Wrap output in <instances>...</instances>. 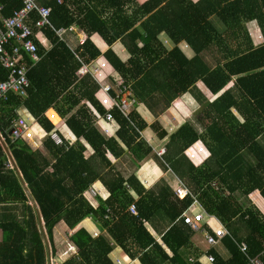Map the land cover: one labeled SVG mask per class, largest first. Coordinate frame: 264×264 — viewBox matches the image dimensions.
Listing matches in <instances>:
<instances>
[{"label":"trees","instance_id":"1","mask_svg":"<svg viewBox=\"0 0 264 264\" xmlns=\"http://www.w3.org/2000/svg\"><path fill=\"white\" fill-rule=\"evenodd\" d=\"M36 2L50 8V26L40 28V32L52 46L43 52L34 38L40 59L32 64L24 55V63L31 67L26 95L11 93L6 101H0V135L15 165H8L0 143V264H47V251L31 200L39 209L51 256L55 253L53 229L60 221L69 232L90 216L105 232L92 237L79 228L68 234L75 252L59 264H112L108 257L112 249L109 237L140 264H188L186 247L193 233L180 215L190 205L189 198H175L173 202L171 189L161 180L134 202L137 216L127 209L133 202L127 187H136V183L133 176H122L107 152L114 158L126 154L136 167L149 157H158L140 138L138 131L146 123L134 111L125 117L112 110L116 137L125 150L96 127L86 102L100 115L105 113L93 95L98 85L88 75L77 84L75 75L80 66L78 59L86 63L101 55L89 40L91 33H97L108 45L118 38L122 41L130 55L126 62L112 56L109 50L102 55L131 82L135 102H144L153 113L156 114L154 107L159 105V98L163 101L158 109L161 112L177 96L193 89L201 110L195 114L193 124L184 122L169 136L166 154L162 156L164 165L185 180L204 211L217 217L227 230L229 235L220 239L227 259L212 248L207 251L213 255L214 264H248L246 255L238 249L240 242L247 245L249 257H258L264 264V216L246 201L255 189L264 198V175H258L264 170V0ZM0 3L2 17L21 7L20 0ZM127 6H131L130 14ZM109 9L125 33L107 26L105 12ZM36 18L32 12L31 19ZM250 20L256 21L261 32L263 41L259 45H253L246 29ZM75 23L87 39L71 51L54 30ZM136 23L139 24L135 26ZM160 33L173 43L170 50L160 43ZM181 41L191 48L190 58L177 46ZM7 75L8 71L0 65V81ZM198 82L211 95L233 83L208 101L196 86ZM62 98L64 105L59 107ZM20 106L47 133L53 125L45 112L54 108L65 118L76 141L57 146L44 136V152L31 149L24 141H11L8 132ZM198 140L209 156L192 165L184 150ZM85 145L91 152L87 153ZM95 181H100L109 195L104 201L97 197V207L92 209L82 194ZM235 192L243 196L244 202L238 201ZM145 222L160 232L163 245L145 229Z\"/></svg>","mask_w":264,"mask_h":264},{"label":"crops","instance_id":"2","mask_svg":"<svg viewBox=\"0 0 264 264\" xmlns=\"http://www.w3.org/2000/svg\"><path fill=\"white\" fill-rule=\"evenodd\" d=\"M68 1L70 3H72V2H75V3L92 2V3H95V2H101V1H116V0H68ZM118 1H120V2L122 1L124 3H129L130 0H118ZM134 1L137 4H144L147 0H134ZM189 1L193 3V2H197L198 0H189ZM61 2H62V0L59 3H61ZM125 8L127 9V12L130 14L132 11L131 6H127ZM105 13L107 16V26L109 28L113 29V31L125 33V32L120 31V28L117 25L116 19L111 17L110 14L112 13V10L109 9ZM145 18H146V16L141 17V20H143ZM138 24L139 23H136L135 26H137ZM69 26H73V30L65 32V34L63 35V42L68 46V48L71 51H74L78 46H81V45H79V42H78L79 38H85V40H86L87 36L76 23L71 24ZM245 26H246V29H247V31H248L251 39H252L253 45L255 46V45L261 44L263 41V38L261 36V32L259 30V27H258L256 21L250 20L245 24ZM68 27H60L59 29L68 28ZM32 30L34 33V37L38 40L39 45L42 48L43 52L48 51L52 46L51 43L46 39V37L37 28L33 27ZM257 36H260V40H259V42L255 43V39L258 40ZM158 39L166 50H170L174 46L173 43L170 41V39L164 33H160L158 36ZM89 40L99 50V52L101 53L100 56H103L102 53H104L106 50H109L112 53V56L114 55V57H116L121 62H126V60L130 56L127 49L125 48L124 44L122 43V41L119 38L116 39L115 41H113L111 43V45H108L97 33H91V35L89 36ZM137 43H138V46H141V42L137 41ZM177 46L179 47L181 52L187 58H190L191 56H193V52H192L191 48H189V46L184 41L179 42ZM82 77H77V80H76L77 84L79 83L78 81ZM94 82L96 83V81H94ZM128 82H130V81H128ZM198 83H200V82H198ZM198 83L196 84V86L198 87L199 91L206 97V99L208 101H211L216 96H218L220 93H222L224 90L230 88L232 86L233 82H229L226 85V87L216 95H211L202 83H200V84H202V86H198ZM96 85H98V84L96 83ZM130 85H131V82H130ZM93 95H94V98L96 99V101L98 102V104L100 105L99 98L102 96V93L99 92V85H98V89L94 92ZM146 100H148V99H146ZM148 102H149V105H151V102L149 100H148ZM162 103H163V101L161 100V98H159V105L157 107L156 106L154 107L155 108L154 110L156 112V114H155L150 109H148V106L144 102H135V100H134L131 107H130V111H129V112L134 111L135 113H137V115L146 123L145 128L142 129L141 131H138V134H139L140 138L142 140H144V142H147V144L152 148V151L155 155H156V153H155L156 149H158L160 147H164L166 149L167 144H168V140H169V136L171 134H173L180 127V125H182L184 122H190L193 124V120H195L194 119L195 114L199 110H201L199 103L195 100V97L193 96V89L187 91L186 93H183V94L177 96L175 99H173L171 101L170 105L165 110L159 112L158 109H159V107L162 106ZM86 104L89 106V109H90V107L93 108V106H91L88 102H86ZM102 108L104 109V107H102ZM25 111L27 112V110L25 108H22L20 106L17 110L18 116L22 115ZM51 112L55 113L56 117H54V119L48 120V121L52 123L53 128H56V130L60 134L63 142H67L68 144H73L76 141V137L73 135V133L66 126L65 118L60 117L54 108L47 109L45 112V116H46V114H49ZM232 112L236 116H238L240 120H242L241 116L238 115V113L235 112L234 109ZM96 120L97 119L95 117V124H96V127L98 128L99 132L104 137L111 138L112 141L117 142L119 147L122 150H125L126 149L125 145L116 137L117 124H116L115 128L112 130L111 134L106 135L102 131L101 122H98ZM36 123H37V125H36V127L33 128V133H35L36 136L37 135L41 136V134L45 131L37 121H36ZM38 127L42 131H40ZM0 139L2 142H4L1 135H0ZM42 139L40 140V142L38 143L39 145H37V146H35L33 144V142H35V140L24 141V142H26L29 146H31V149H33V150L37 149V150L44 152L43 148H42ZM80 141L82 142V140H80ZM259 141L263 142L262 139H259ZM201 142H202L201 140H198V141H196L195 144L196 145H198V144L203 145ZM82 143L85 144V142H82ZM85 148L87 149L86 150L87 153L91 152L90 149L86 145H85ZM107 157L115 165V167L118 169V171L122 174V176L124 178H128L130 176H133L134 181L136 183V187H133V186L131 187V186L127 185L128 186L127 189H128V192H129V194L133 200L132 204H134V205H135L134 202H136L144 194L145 191H148L149 189H153L155 184H157L161 180L164 181V183L171 189V194H172L171 196L172 197H170V199L171 200L173 199V202H176L175 198H177L174 195V188L178 186L179 182L184 184L190 190L191 194L193 195V190L188 186V184L185 182V180L176 176L169 169L168 166L166 167L164 165V159L163 158H159L158 156H157L158 158L149 157L148 159H146L142 163H140L138 165V167H136L133 165L130 158L126 154L125 155L123 154V155L119 156L118 158H114L110 153L107 152ZM125 160H127V161H125ZM127 162L133 166L132 170H130L131 168H129L128 165H127V167H125ZM189 162L193 165V163L191 161H189ZM194 164L198 165V163H194ZM259 174L264 175V170H263V172L259 171L258 175ZM97 182H99V186H97ZM88 189H93L95 191V196L88 195V194H82V195H83L84 199L87 201V203L92 207V209H96V207H97V204H98L97 203V197H100V199H102L104 201L109 195L100 181L93 182ZM223 189H224V187H223ZM105 193H107L106 196H105ZM234 195L238 199L239 202H244L243 201L244 198L239 192H235ZM185 198H189L190 201L192 200V198L190 196H187ZM246 201L253 204L260 211V213L264 216V198L261 196L260 192L257 189L253 190L252 192H250L247 195ZM200 206L204 210V208L202 207L201 204H200ZM195 211H197V209L193 208V212H195ZM0 212H2V211L0 210ZM136 213H137V211H136ZM205 214L208 216L203 215V219L199 225L198 231H194L193 229H191L189 226H187L184 223L188 228H190V230L193 233L192 237L189 240V244L186 247V251L188 252V254H187L188 264H210L205 258V256L207 254H209V253H207V251L210 248H212L217 254H219L222 259H227V257H228L227 251L223 248L220 240L214 247L209 248L205 244L204 232L211 233L214 228H218V227H223L225 229V227L222 225V223L218 220L217 217H215L214 215H209L206 212H205ZM187 215L191 216L192 213L187 212ZM136 216H137V214H136ZM58 226H60V227L62 226V227L66 228V226L63 224V222L60 221L53 229V237H54V233L56 231L55 228ZM144 227H145V229H147L149 234L153 237V239L157 243H159L160 245H163L161 240H160V234H159L160 232L159 231H157V232L154 231L152 226L146 222L144 223ZM79 228L84 229L90 235L94 231L99 232V234L105 233L103 230H101L98 227V225L93 221V219L90 216L84 217L73 230L68 232V234L72 233L73 231H75ZM199 235L202 236L203 240L201 239V237ZM1 239H2V232L0 230V241H1ZM111 240L112 239L109 237V241H110L112 249L109 252L108 257H109L110 261L112 262V264H117L116 261H118V264H140L137 258H130L127 254H125V252L116 243H114ZM69 243L71 244L70 241H69ZM68 246H69L68 250H72L73 251L72 254H73L75 252V247L72 244L68 245ZM166 252L168 254H170V252L168 250H166ZM191 252H193V254H196V255L193 256V254ZM50 258H52V257H50ZM57 258L58 259H56L55 263L56 264L61 263L62 262L61 259L59 257H57Z\"/></svg>","mask_w":264,"mask_h":264},{"label":"built area","instance_id":"3","mask_svg":"<svg viewBox=\"0 0 264 264\" xmlns=\"http://www.w3.org/2000/svg\"><path fill=\"white\" fill-rule=\"evenodd\" d=\"M60 1L61 0H56L58 3ZM20 2L21 7L14 10L8 17L1 16L3 6L0 3V65L8 71L7 78L0 81V101H6L8 95L11 93L22 97L26 95V89L29 86L27 73L30 67H27L24 63V55H27L31 59L32 64H35L40 59L37 54V45L34 42L35 37L32 28H37L40 31V28L50 26L49 7L38 5L36 0H20ZM32 12H35L37 15L34 21L31 19ZM72 30L73 26H69L68 28L54 30V32L58 39L63 41L65 32ZM78 42L79 45L82 46L85 42V38H79ZM6 46L9 48L7 49ZM75 56L77 57L76 54ZM78 60L80 66L75 73L76 76L82 77L89 75L99 85V92L102 93V96L99 98V103L104 107L105 113L100 115L93 108L90 107V109L96 117V121L101 122L103 133L110 135L109 129L113 130L116 126L112 110L116 109L120 114L127 117L134 101L130 82L125 80L103 56L99 55L86 63L80 59ZM46 117L48 120H52L56 115L51 112L46 114ZM105 124L108 125V128L104 127ZM36 125L35 119L30 113L25 111L12 121L9 129L10 134L8 132V136L11 141L35 140V142H33L35 146L39 145L38 143L44 136H47L57 146H62L65 143L56 128H52L48 133L43 132L41 136H36L35 133H33V128L36 127ZM39 130L42 131L40 128ZM164 150V147L156 149V156L162 158L161 154ZM204 152L208 153L206 148L201 144L196 145L195 143L184 150L187 159L192 163L198 164L202 163L209 155L204 156ZM84 194L95 196V191L93 189H88ZM174 195L178 199H183L187 196L192 198L191 204L181 213L180 218L191 229L198 231L203 215L208 216L201 208L199 201L181 182L174 188ZM193 208L197 209V211L193 212ZM127 209L131 214H137L134 204H130ZM187 212H191L192 215H187ZM98 234L99 232L94 231L91 236L96 237ZM225 235L229 234L223 227L214 228L211 233L204 232L205 244L209 248L214 247ZM237 244L239 251L246 255L248 264H263L258 257H249L247 255V245L244 242ZM205 258L210 264H214V257L211 254H207ZM116 262L118 264V261Z\"/></svg>","mask_w":264,"mask_h":264},{"label":"rangeland","instance_id":"4","mask_svg":"<svg viewBox=\"0 0 264 264\" xmlns=\"http://www.w3.org/2000/svg\"><path fill=\"white\" fill-rule=\"evenodd\" d=\"M257 38H258V40L255 39V43L259 42L260 36H257ZM198 86H202V84L198 83ZM61 105H64V98H62V100L58 104L59 107ZM61 107H63V106H61ZM164 154H165V150L161 154V156H163ZM125 161H127V160H125ZM8 165H11L9 163V161H8ZM127 165H128L129 168H131L130 170L133 169V166L130 163L127 162L125 167H127ZM55 229H56V231H55L54 237H53V247L55 249V253H54L53 256H51V250L49 249L50 257H52L51 258V264H56L55 261H56V259H58L57 257H59L61 259V261H64L73 252L72 250H68L69 249L68 245H71V244L69 243V240H68V231H67V229L65 227H62V226L61 227L58 226ZM44 234H45V231H44ZM45 236H46V234H45ZM200 237L202 239V236H200ZM46 241H47V245L49 246V242L47 240V236H46ZM49 248H50V246H49ZM191 253L193 254V252H191Z\"/></svg>","mask_w":264,"mask_h":264},{"label":"water","instance_id":"5","mask_svg":"<svg viewBox=\"0 0 264 264\" xmlns=\"http://www.w3.org/2000/svg\"><path fill=\"white\" fill-rule=\"evenodd\" d=\"M9 134H10V132H9ZM0 143H1V145L3 146V148H4L5 154H6L7 157H8V160H9V163L11 164V167H12V166L15 167V165H14V160H13V158L11 157V155H10L9 151L7 150V148L5 147L4 143L1 141V139H0ZM16 170H17V169H16ZM18 174H19V173H18ZM25 192H26L27 195H29V191H28L27 189H25ZM31 204L33 205V208H34V210L36 211L37 219H38V224H39V229H40V232L42 233L43 243H44L45 248H46V251H47V261H46V262H47V264H51V258H50L49 246L47 245L46 236H45V234H44V228H43V223H42L41 215H40V213H39V209H38L36 203H35L33 200H31Z\"/></svg>","mask_w":264,"mask_h":264},{"label":"clouds","instance_id":"6","mask_svg":"<svg viewBox=\"0 0 264 264\" xmlns=\"http://www.w3.org/2000/svg\"><path fill=\"white\" fill-rule=\"evenodd\" d=\"M105 103H107V102H105ZM109 107H110V105H109ZM104 127L105 128H108V125L107 124H105L104 125ZM111 132H112V129H109V133L111 134ZM208 155V153L207 152H204V156H207ZM97 186H99V182H97ZM107 195V193H105V196Z\"/></svg>","mask_w":264,"mask_h":264}]
</instances>
